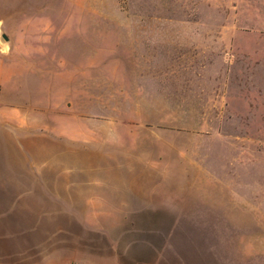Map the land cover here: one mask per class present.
I'll return each mask as SVG.
<instances>
[{
	"label": "rangeland",
	"instance_id": "374dc122",
	"mask_svg": "<svg viewBox=\"0 0 264 264\" xmlns=\"http://www.w3.org/2000/svg\"><path fill=\"white\" fill-rule=\"evenodd\" d=\"M262 221L264 0H0V264H216Z\"/></svg>",
	"mask_w": 264,
	"mask_h": 264
},
{
	"label": "crops",
	"instance_id": "0c3cea01",
	"mask_svg": "<svg viewBox=\"0 0 264 264\" xmlns=\"http://www.w3.org/2000/svg\"><path fill=\"white\" fill-rule=\"evenodd\" d=\"M231 224L230 227L234 228L237 225L236 228L238 229H248L250 228L251 225H254L253 222H244V223H239V222H234L230 221L228 222ZM258 227L262 228V232H260L262 236V243L256 245V251H244L241 252L240 254H233V253H228L225 255H219L216 254V264H222L219 261H231L232 263L230 264H264V221L262 222H257ZM228 227V228H230ZM233 234V232L231 233ZM242 235H251L250 233L242 232ZM234 261H238L237 263H234ZM28 260L24 256H19L16 257L12 263L10 264H28Z\"/></svg>",
	"mask_w": 264,
	"mask_h": 264
}]
</instances>
